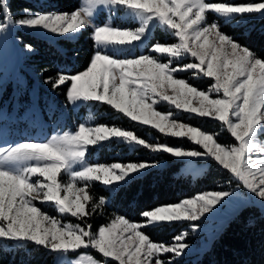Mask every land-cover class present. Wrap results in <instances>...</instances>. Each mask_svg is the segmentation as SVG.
<instances>
[{"label": "snow or ice", "instance_id": "6c2138e0", "mask_svg": "<svg viewBox=\"0 0 264 264\" xmlns=\"http://www.w3.org/2000/svg\"><path fill=\"white\" fill-rule=\"evenodd\" d=\"M117 8L135 14L141 27L130 30L113 27L111 18L95 24L93 15L106 9L115 13ZM27 13L28 10L25 9ZM216 14L218 21L231 24L246 23L245 15H264V2L227 3L207 0H86L79 11L71 13L36 14L31 18L13 21L6 0H0V32L13 25L40 28L48 33L77 36L86 26H92L96 49L87 67L74 74L60 72L48 82L53 88L67 85L66 97L72 105L78 102H99L116 113L140 125L170 137H187L203 152L182 150L167 145L149 144L132 131L119 127H86L80 125L74 134L65 132L47 142H25L0 149V238L13 242H32L52 252H68L91 247L103 257L118 264H174V260L160 257L161 253L181 258L190 247L183 242L186 233L173 237V243L153 242L142 231L164 222L201 221L206 213H216L217 205L238 206L250 202L238 191L209 192L185 198L175 205H160L142 211L141 222H132L117 215L108 225L94 233L91 225L61 223L49 216L36 201L52 202L60 214H70L83 220L89 213L86 204L92 201L95 213L109 201L100 196L97 203L86 189L100 181L110 195L113 187L130 182L159 162H140L122 165L113 163L92 166L85 162L89 145L97 141L119 138L129 146H143L153 153H166L174 158L209 157L228 170L252 197L264 206V159H253L252 153L264 152L258 147L257 135L264 132V59L250 48L221 30L220 23H208L207 13ZM150 21L171 31L178 42L170 45L155 43L150 53L167 54L169 62H161L150 54L135 58L117 59L105 49L109 46L132 45L140 41ZM3 42H0L2 46ZM31 51V46H26ZM193 62L172 67V61L184 57ZM193 70L197 77L210 78L207 90L177 78L178 71ZM212 94H216L213 98ZM166 101L175 109L198 117H211L226 126L238 146H224L213 135L194 126L171 119L157 111L154 105ZM31 162H35L34 164ZM80 166V170L74 168ZM69 173L71 182L61 183V172ZM33 176L43 180H32ZM83 182V187L77 186ZM228 198V199H225ZM219 211V209H216ZM193 231L199 225H191Z\"/></svg>", "mask_w": 264, "mask_h": 264}, {"label": "rangeland", "instance_id": "374dc122", "mask_svg": "<svg viewBox=\"0 0 264 264\" xmlns=\"http://www.w3.org/2000/svg\"><path fill=\"white\" fill-rule=\"evenodd\" d=\"M31 1H33L35 4L41 5L43 4L44 0ZM207 2H227L239 4L259 3L264 2V0H207ZM85 3L86 0H80L79 8L76 11L81 10ZM22 12H25V10H23ZM34 16L35 15L28 13L25 16L12 18L13 21H16L22 18H31ZM259 16H261V14L259 13L246 14L245 19L246 21H248ZM110 18L113 27L135 30L142 26L141 23L136 20L135 14L121 8H117L115 10V13H109L106 9L98 10L94 13L92 19L95 24H103L104 22H108ZM206 19L208 23L218 21L217 15L210 12L206 14ZM0 22H2V17H0ZM234 24L238 23L234 21ZM86 27L91 29L92 37L94 28L92 26ZM17 30L30 32L39 37L45 38L53 44H56V39L60 37L68 38L69 40L74 41L79 36V34L75 37H72L67 34H52L38 27L28 28L27 26H16L14 23L13 25L7 27L4 32H0V42H3L2 46H0V149L14 147L19 143L25 142H47L53 136L62 135L65 132L74 134L79 130V127L82 124L86 127L93 128L102 126L113 127L108 123L105 124V121L117 119L119 118V116L123 117L122 114L116 113L115 110L111 109L110 106L103 105L99 102H78L77 105L74 106L67 100L66 95L65 98H62V96L59 95V93L55 90L49 91V93H46L45 91H40V85L38 84L35 76L32 74L31 70L25 67L24 65L25 55L29 52V50L21 46L20 40L14 36ZM92 40L94 43L95 51V41L94 39ZM177 42V38L172 35L171 31L161 28L158 22L156 21H150L140 41L134 42L132 45L109 46L107 49H105V51H107L109 55H112L114 58L117 59L135 58L136 56L141 54H150L155 58L160 59L161 62L167 63L170 60L167 54L150 53L149 49L155 43L170 45ZM190 62H193V58H191L190 56L180 58L178 60L172 61V67H176L178 65L182 66ZM175 76L177 78L185 79L186 82L198 87L200 90H207L210 84L212 83L210 78H204L202 76L197 77L194 74L193 70L178 71L175 73ZM31 78H33V80H30ZM212 95L213 98H216V94ZM64 100L67 101L68 106L66 105V101ZM157 100V104L154 105L155 109L165 115H167L168 113H172V116L170 118L175 119L177 122H182L188 126H192L184 122V118L186 119L187 117H196L211 122H217L219 125L218 127L220 128L219 132L210 133L204 132L203 130L202 131L206 134L213 135L214 139L221 145L228 147L238 146V142L235 141V138L231 136L226 126L222 125L221 122L215 121L211 117L201 118L196 116L195 114L184 113L181 110L175 109L173 105H169L166 101H160L159 98H157ZM126 119L130 123L143 128V131L148 135V138L144 140L149 144L167 145L165 143H161V140H159V138L155 136L156 133L161 137V139L166 138L180 141L184 140L188 142L189 146L187 148L179 149L203 152V149L199 145L192 143L187 139V137L177 138L166 136L160 133L158 130L151 128L150 125H140L137 122L130 121L129 118ZM132 132L134 135H136L134 131ZM105 143H108L107 146L109 147V150L112 149L111 147H114L116 149L114 152H107L108 157L116 156L120 158V161H113L107 163L99 161L101 146ZM109 143H113V146H111ZM257 145L258 147L264 148V132L258 133ZM136 147L143 148V146H129L127 143L122 142L119 138L110 137L108 140L97 141L96 145H89L85 157V162L92 166L107 165L110 167L113 163H120L122 165H126L128 163H123L122 161L123 155L133 152L134 148ZM123 148H126L127 151L124 152L122 150ZM144 150H146L148 154H154L153 152H151L150 149ZM252 156L253 159L261 160L264 159V152L254 151L252 153ZM174 159L181 163V173L189 175L193 179L203 175L208 169L210 162L214 163L218 168L223 169L222 166L218 165L215 161L206 156L183 157ZM31 163L34 164L35 162ZM74 170H80V166H76ZM224 170L229 175L228 181L226 183H220L221 186L216 191H208L201 194H207L209 192L238 191L242 195L247 196L250 202H244L238 206H232L228 204H225L223 206L217 205L213 209L216 214L213 215V213H206L205 215L208 218L205 220L202 217L201 220L203 222H164L179 224L178 228H180L181 231L178 235H180L181 233L187 234L183 242L187 245H190V247L185 250V253L181 258L190 256L194 253H201L203 250H205L211 240L222 228V226L243 206L254 205L258 207L259 210L264 214V206H262L257 200H255L252 197V194L248 193L247 190L243 188L242 183L239 182L230 172H228V170ZM37 179L43 180V178L39 176L32 177L33 181ZM58 179L61 181V183L64 184L71 182L70 174L65 173L63 171L59 175ZM76 183L79 187L84 186L83 182L77 181ZM121 183L124 182L122 181ZM93 184L100 185L104 189L106 187L102 185L100 181L91 182L90 186ZM115 189L116 187H113L110 191L114 193ZM196 196L191 198L194 199ZM36 204L42 209V211H44L49 216L60 220L61 223L81 224V226L90 224L92 226V223L90 221L77 220L76 218L71 217L70 214L58 213L56 211L55 205L52 202L41 203L40 201H36ZM216 209H219V211H216ZM111 222L112 220L106 225L110 224ZM191 225H199V230L193 231ZM99 227L100 226H98V228ZM93 232L95 233L96 231ZM172 243L173 240L166 245H171ZM48 250L53 254V264H118V262L112 261L110 257H103L102 254L98 253L91 247H81L79 249L69 250L66 253L52 252L50 248ZM160 257L165 260L169 258L173 260L177 259L174 258L172 254L164 253H161Z\"/></svg>", "mask_w": 264, "mask_h": 264}, {"label": "trees", "instance_id": "16d2710c", "mask_svg": "<svg viewBox=\"0 0 264 264\" xmlns=\"http://www.w3.org/2000/svg\"><path fill=\"white\" fill-rule=\"evenodd\" d=\"M10 14L13 18L25 16L28 13L54 14L71 13L79 8L80 0H44L43 4H35L31 0H7ZM27 9L28 12H22ZM221 30L231 35L235 40L253 50L264 59V15L248 20L246 23L231 24L219 20ZM20 40L21 46H31V51L25 55L24 65L35 76L40 91L55 90L65 98L67 85L53 88L49 80H55L60 72L74 74L83 71L94 53V43L91 29L85 27L74 41L68 38H57L53 44L45 38L30 32L17 30L14 35ZM30 80H33L31 78ZM66 101V100H64ZM66 105L68 103L66 101ZM111 110V109H110ZM112 111V110H111ZM104 120V119H103ZM184 122L203 130L204 132H219L217 122H211L196 117L184 118ZM119 126L122 129L134 131L142 139L148 135L143 128L130 123L125 117L105 121V124ZM155 136L170 147L187 148V141L164 139ZM108 143L101 146L99 161L103 163L120 161L116 156L108 157ZM113 146V143H109ZM116 147V146H115ZM124 152L126 148L122 149ZM122 158V157H121ZM123 163L159 162V166L137 174L138 178L121 183L114 194L110 195L97 184L89 186L86 191L98 203L104 196L108 203L101 206L95 213L91 212L92 201L86 204L88 215L83 219L92 223V230L106 225L117 215L132 222H141V212L154 209L160 205H174L198 194L216 191L220 183L228 181V174L210 162L206 172L196 178L182 174L181 163L166 153L148 154L142 147L134 148L133 152L123 155ZM224 186V185H223ZM177 223H162L156 227L143 229L153 242L168 244L181 231ZM53 254L43 246L32 242H13L0 238V264H53ZM174 264H264V214L254 205L240 208L218 231L209 245L201 253H194L180 259H174Z\"/></svg>", "mask_w": 264, "mask_h": 264}]
</instances>
